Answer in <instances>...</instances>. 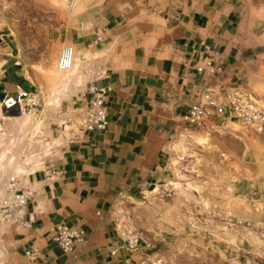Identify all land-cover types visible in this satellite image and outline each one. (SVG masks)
I'll use <instances>...</instances> for the list:
<instances>
[{
	"label": "crops",
	"instance_id": "1",
	"mask_svg": "<svg viewBox=\"0 0 264 264\" xmlns=\"http://www.w3.org/2000/svg\"><path fill=\"white\" fill-rule=\"evenodd\" d=\"M149 1L161 19L157 27L147 25L139 30L111 12L91 31L93 40L95 33L103 37L101 43H94L100 45L96 55L101 73L90 84L107 89L108 125L102 131L87 132L81 143L62 150L55 165L64 174L56 181L45 179L46 172L40 170L24 177L22 186L33 193L25 210L31 225L14 228L4 237L5 257L0 264H126L123 236L110 214L115 201L143 197L163 182L170 142L180 134L179 129L197 134L205 123L227 124L229 119L220 116H210L200 126L180 119L201 92L223 103L232 84L243 85V56L236 51L232 33L237 15L221 0ZM3 33L7 37L0 40V101L18 87L33 89L15 63L16 43ZM85 36L72 34L70 39L82 50L90 38ZM208 61L222 68L217 76L209 74ZM88 89L77 93L72 104L85 103L90 97ZM241 139L244 155L243 146L239 151L228 150L232 159L244 162L255 173L261 171L264 147L258 155L251 142ZM253 140L264 138L258 135ZM57 223L82 228L89 243H75L64 253L50 237ZM30 248L37 249L32 260L25 255ZM114 248L117 253L111 254Z\"/></svg>",
	"mask_w": 264,
	"mask_h": 264
},
{
	"label": "rangeland",
	"instance_id": "2",
	"mask_svg": "<svg viewBox=\"0 0 264 264\" xmlns=\"http://www.w3.org/2000/svg\"><path fill=\"white\" fill-rule=\"evenodd\" d=\"M221 1L237 15L232 33L243 56L240 89L264 108V0ZM150 7L149 0H0V31L16 43L22 71L33 85L23 112L0 113V153L16 148L18 160L27 163L35 154L28 168L25 163L20 173L15 169L0 181V201L10 197L6 184L11 176L20 187L29 172L55 159L53 148L62 140L56 126L77 112L75 95L101 73L96 55L100 45L94 44L91 31L111 12L139 30L157 27L161 19ZM72 34L89 36L87 49L80 50ZM67 46L80 64L77 77L65 83L61 78L68 73L57 67V59ZM50 68L55 75L51 81L45 77ZM211 124L205 123L197 134L179 129L183 138L177 133L170 142L163 182L143 197L118 198L111 208L118 233L137 237L153 264H264V168L255 173L228 151L243 146L244 155L243 138L260 155L264 140L253 137L264 138V131L234 120L224 127L212 124L211 129ZM197 135L205 138L198 141ZM1 246L5 244L0 238V261L5 257Z\"/></svg>",
	"mask_w": 264,
	"mask_h": 264
},
{
	"label": "built area",
	"instance_id": "3",
	"mask_svg": "<svg viewBox=\"0 0 264 264\" xmlns=\"http://www.w3.org/2000/svg\"><path fill=\"white\" fill-rule=\"evenodd\" d=\"M7 37L5 33L0 31V40ZM103 41V37L99 33H95L94 43L98 44ZM16 64H20L17 60ZM73 65V49L70 46L61 49L57 59V67L62 71L70 70ZM208 72L212 76H217L222 68L207 62ZM200 71L205 69L200 67ZM90 97L85 103L79 105L77 112L66 117L64 121L56 126V133L61 136V146L53 148L55 159L45 161L40 169L44 171L45 179L54 182L62 177L64 171L56 167L55 163L58 155L62 150L74 143H81L86 133L92 130L102 131L108 125L106 117L105 97L107 89L101 87L96 88L90 83L88 85ZM33 95L31 90L18 87L14 93H5L0 101L1 111L4 114H11L15 111H23L22 109L28 104ZM225 100L223 103H216L207 92H201L198 100L193 103L188 112L181 116V122L195 126L203 125L210 116L226 117L229 120L240 122L245 127H249L256 132L264 131V108L260 106L247 92L240 89L239 84H232L225 91ZM22 138V137H21ZM30 145L33 144L34 138L28 139ZM23 141V139H22ZM31 146L28 147L30 149ZM32 153V150H30ZM34 155L35 158V154ZM31 155V156H32ZM30 157V156H29ZM27 168L31 165V163ZM54 160V161H53ZM30 173V172H29ZM6 190L10 197L0 201V238L1 240L10 233V230L17 227H30L31 218H25V210L29 202L33 199L32 190L28 187L17 186L16 179L11 176L6 184ZM50 237L55 241L64 253L70 252L75 243L86 246L89 243V237L85 231L77 226L68 225L66 223H57L50 232ZM124 242L126 264H153L148 249L139 243L134 235H126L121 238ZM111 254H116L117 249L110 250ZM37 249L30 248L25 252L28 259L32 260L36 257Z\"/></svg>",
	"mask_w": 264,
	"mask_h": 264
},
{
	"label": "bare ground",
	"instance_id": "4",
	"mask_svg": "<svg viewBox=\"0 0 264 264\" xmlns=\"http://www.w3.org/2000/svg\"><path fill=\"white\" fill-rule=\"evenodd\" d=\"M72 5H73V2H70L69 5L67 6V10L68 11L70 10V7ZM74 57H76V53H74V51H73V65H72V67H71L70 70L65 71V72L68 73V75H64V77L61 78V82H65V83L71 82L72 79H73V77H75V78L77 77V68H78L80 62H79V60L77 61ZM53 72H54V70L52 68L48 69L47 70V74L45 75L46 79H48L50 81L51 80H55V75H53ZM179 136L181 138H183V134H180ZM204 138H205L204 136L197 135V140L198 141H202ZM6 149L8 151L7 150L6 151L4 150V151H2L0 153V181L3 179V177L5 178V176L7 174H9L10 171H13L15 169H16V172L17 173H20L23 170V168L25 167V163H27V162H21V161L18 160V157H17L18 155L15 152L16 151L15 150L16 148H8L7 147ZM33 158H34L33 155L29 157L30 160H33ZM30 160L27 163V165L30 164V162H31ZM175 185H177V184L175 183ZM153 190L155 191L156 188L153 189Z\"/></svg>",
	"mask_w": 264,
	"mask_h": 264
},
{
	"label": "water",
	"instance_id": "5",
	"mask_svg": "<svg viewBox=\"0 0 264 264\" xmlns=\"http://www.w3.org/2000/svg\"><path fill=\"white\" fill-rule=\"evenodd\" d=\"M3 113H4V111H3Z\"/></svg>",
	"mask_w": 264,
	"mask_h": 264
}]
</instances>
